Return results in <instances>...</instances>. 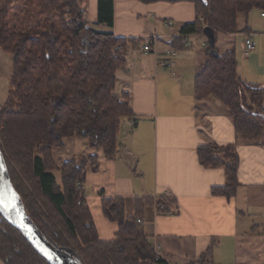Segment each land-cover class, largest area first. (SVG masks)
Here are the masks:
<instances>
[{
    "label": "trees",
    "instance_id": "trees-1",
    "mask_svg": "<svg viewBox=\"0 0 264 264\" xmlns=\"http://www.w3.org/2000/svg\"><path fill=\"white\" fill-rule=\"evenodd\" d=\"M137 1L194 5L195 19L182 25L181 37L172 39L177 45L174 50L185 48L182 35L202 34L205 26L214 35L234 34L238 15L246 16L253 8L264 11V0ZM96 23L113 26V0L97 1ZM143 42L94 29L79 0H0V49L12 64L9 90L0 107V149L6 165L31 177L47 215L37 203L33 209L28 206L17 179L8 171L26 213L48 240L71 248L82 264H169L157 255L138 221L147 205L170 213L175 208L173 197L137 198L131 215L123 198L103 197V215L117 225V231L112 240H100L82 194L87 171L97 168V155L54 160V148H63L69 137L86 139L89 147L99 148L108 158L115 155L123 121L132 115L128 92L115 90L116 71L126 62L127 47ZM206 47V60L194 77L195 97H210L226 107L237 138L259 139L264 134V87L240 77L234 48L220 53L208 42ZM235 143L197 148L201 166L224 169L226 182L213 187L212 193L227 198L235 195L239 184ZM62 229L68 241L61 238ZM212 249L211 244L189 264H213ZM0 264L49 263L0 216Z\"/></svg>",
    "mask_w": 264,
    "mask_h": 264
},
{
    "label": "crops",
    "instance_id": "crops-1",
    "mask_svg": "<svg viewBox=\"0 0 264 264\" xmlns=\"http://www.w3.org/2000/svg\"><path fill=\"white\" fill-rule=\"evenodd\" d=\"M97 1L79 0L92 24L97 21ZM261 12L253 8L246 16L240 14L241 23L238 15V31L217 33L215 44L220 35V53L231 48L237 53L240 46L245 56L237 59L238 74L264 87ZM194 19L191 2L113 0V26L108 31L145 41L139 47H127L126 62L116 71V91L128 92L135 124L130 127L125 118L126 130L121 126L119 147L112 158L89 147L82 137L72 140V157L97 155V168L87 171L82 194L100 240H112L117 231V225L103 215V197L123 198L131 215L137 198L168 196L175 199L170 213L147 205L140 221L159 257L169 264H189L212 244L213 264H264V134L252 141L237 138L226 107L210 97H195L194 77L206 55L196 59L185 50L189 38L199 33L182 35L185 48L166 56L167 50L177 47L172 39L181 37L182 25ZM248 35L255 47L245 53ZM148 42L153 50L144 52L142 47ZM167 60L171 65L162 66ZM235 141L239 184L235 195L227 198L212 193L213 187L225 184L224 169L201 166L197 148Z\"/></svg>",
    "mask_w": 264,
    "mask_h": 264
},
{
    "label": "water",
    "instance_id": "water-1",
    "mask_svg": "<svg viewBox=\"0 0 264 264\" xmlns=\"http://www.w3.org/2000/svg\"><path fill=\"white\" fill-rule=\"evenodd\" d=\"M202 34L208 44H215L214 31L203 27ZM218 56L215 49H211ZM0 216L16 228L32 248L49 264H82L77 254L68 247L56 246L48 240L26 213L21 197L10 180L4 155L0 149Z\"/></svg>",
    "mask_w": 264,
    "mask_h": 264
},
{
    "label": "rangeland",
    "instance_id": "rangeland-1",
    "mask_svg": "<svg viewBox=\"0 0 264 264\" xmlns=\"http://www.w3.org/2000/svg\"><path fill=\"white\" fill-rule=\"evenodd\" d=\"M241 18H242V16L240 15V17H239L240 23H241ZM90 25H91V27H93L94 29H97V30H99L100 28L104 31H108L111 29V27H108L105 25L98 28L97 26H99V24H97V23H95V24L90 23ZM219 39H220V35H217L216 36L217 43L215 44L214 47L218 51L221 52L222 50H221L220 44L218 42ZM205 43H207V39L204 35H201V34L193 35L192 37L189 38L188 48H187V50H185V52H188L189 53L188 55H191L197 59V58H199L200 55H202L206 51L207 47H206ZM236 54H237V59H240L243 56H245L243 54L240 46L238 47ZM11 71H12L11 57L8 54L4 53L0 49V107L5 102L6 97H7V93L9 90V80H10ZM115 90H117V86H116ZM125 127L126 126L124 124H122V130H126ZM130 127H133V126L130 125ZM74 138L75 137L66 138L65 139V145L63 148H54V160L56 162H58L59 160L69 159L72 157V155H75L72 152L73 149H71V147L69 146V144L72 142V140ZM6 166L8 168L7 170L9 172H11L12 176H14L17 179L18 186L23 191L24 196H25L24 199H25L26 203L28 204V206H33V205H35V203H37V205H39V207L43 211L42 213L46 216L47 212H45V209L42 205L44 202L41 201L40 198H38L37 190L31 183V181H32L31 177H29V178L24 177L15 168V166H12V165H10V167L8 165H6ZM54 175H55L57 183L60 184L59 183L60 182L59 173L57 171H54ZM33 208H34V206L32 207V209ZM49 222H51V220H49ZM52 226H54V225H52ZM60 235L63 236L61 238H64V239H66V241H68L69 238H68V236L65 235V233H63V229L60 232ZM211 260H212V258H211ZM204 264H206V263H204Z\"/></svg>",
    "mask_w": 264,
    "mask_h": 264
},
{
    "label": "built area",
    "instance_id": "built-area-1",
    "mask_svg": "<svg viewBox=\"0 0 264 264\" xmlns=\"http://www.w3.org/2000/svg\"><path fill=\"white\" fill-rule=\"evenodd\" d=\"M261 16L264 17V11L261 12ZM166 25H171L170 21L165 22ZM244 47H245V53H248L252 51L255 47V43L250 35H248L245 40H244ZM142 50L144 52H150L153 50V44L148 42L147 44L143 45ZM176 54V51L173 49H169L166 51V56H173ZM162 66L164 67H169L171 65L170 61H164L161 63ZM126 121L128 122L129 125L133 126L135 124V120L132 118V116L126 117ZM140 222V221H138Z\"/></svg>",
    "mask_w": 264,
    "mask_h": 264
}]
</instances>
